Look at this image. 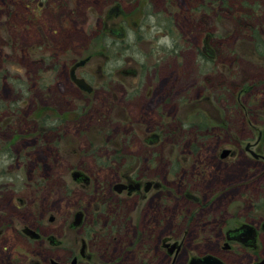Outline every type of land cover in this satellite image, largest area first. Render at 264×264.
<instances>
[{"label":"flooded vegetation","instance_id":"flooded-vegetation-1","mask_svg":"<svg viewBox=\"0 0 264 264\" xmlns=\"http://www.w3.org/2000/svg\"><path fill=\"white\" fill-rule=\"evenodd\" d=\"M11 1L0 264H264V0Z\"/></svg>","mask_w":264,"mask_h":264},{"label":"rangeland","instance_id":"rangeland-1","mask_svg":"<svg viewBox=\"0 0 264 264\" xmlns=\"http://www.w3.org/2000/svg\"><path fill=\"white\" fill-rule=\"evenodd\" d=\"M251 1V0H248ZM79 3L81 5V7L87 6L88 5V1L86 0H79ZM234 5L238 6V4ZM10 10V15L7 16V10ZM20 10L21 7L20 5H17L13 3V1L11 0H0V47L3 48L5 41L3 38L6 36L7 34V29L8 31H12V29L14 27H16L18 24H20L21 21V16H20ZM47 18L50 15H46ZM80 17H83V14L80 15ZM50 21H54L53 17H49L48 18ZM261 19H264V15L261 17ZM23 32H12V36L14 38V43L15 46L17 47V44L20 43L22 45H27L29 44L32 39L37 40V36L34 34V32L32 31L30 35L27 34H22ZM33 38H32V37ZM96 42V41H95ZM62 43V47H68L69 49H81L84 48L85 46H90L94 43V41L92 42L90 39H86L85 36L81 33H77L76 31H73L72 33H70L68 35V37L64 40H61ZM1 64V61H0ZM15 68L17 67V61L14 62ZM214 146L212 145L211 148L206 149L204 151H202L201 153V158H208L210 157L211 153H212V148ZM54 171H56V173L62 171V168L60 167H56L53 169ZM54 172L52 173V175L54 176ZM59 182L58 178L55 180V184L53 185V187H55L57 185V183ZM58 186V185H57ZM57 191L59 192V189H57ZM8 200H9V194L5 197V199L3 200V203L5 206H2L3 208H10V204H8ZM218 205V206H217ZM224 206V204H221ZM219 202L216 203V207L213 209L215 211L220 210L221 206ZM212 210V211H213ZM211 211V212H212ZM201 214L202 212L199 209H193L191 206H185V208L183 209L182 205H176L175 202L172 200V202H170L169 207H168V214H167V226H168V230L171 228L172 224H177V227L171 228L172 232H174L175 235L179 236L182 234L183 232V228L185 224H193L191 232L192 233L194 231L195 228V224H199V220L201 218ZM184 224V225H183ZM183 225V226H182ZM3 256H8L7 250L3 253ZM22 257V256H20Z\"/></svg>","mask_w":264,"mask_h":264},{"label":"water","instance_id":"water-1","mask_svg":"<svg viewBox=\"0 0 264 264\" xmlns=\"http://www.w3.org/2000/svg\"><path fill=\"white\" fill-rule=\"evenodd\" d=\"M206 261H208V259L206 258Z\"/></svg>","mask_w":264,"mask_h":264}]
</instances>
